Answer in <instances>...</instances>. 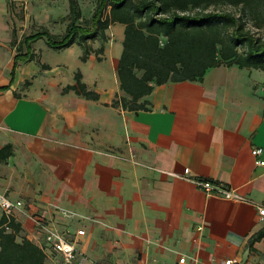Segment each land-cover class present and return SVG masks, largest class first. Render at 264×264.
Wrapping results in <instances>:
<instances>
[{
	"label": "crops",
	"instance_id": "crops-1",
	"mask_svg": "<svg viewBox=\"0 0 264 264\" xmlns=\"http://www.w3.org/2000/svg\"><path fill=\"white\" fill-rule=\"evenodd\" d=\"M10 14L0 0V149L12 147L0 190L24 204L22 235L47 246L32 218L47 223L74 242L78 264H264V240L248 247L264 226V72L212 68L201 82L155 86L148 110L126 111L110 106L124 96L122 25L82 62L77 44L53 49L42 38L26 49L22 37L36 31L17 38ZM77 71L96 101L62 93ZM195 179L241 199L208 196Z\"/></svg>",
	"mask_w": 264,
	"mask_h": 264
},
{
	"label": "trees",
	"instance_id": "trees-1",
	"mask_svg": "<svg viewBox=\"0 0 264 264\" xmlns=\"http://www.w3.org/2000/svg\"><path fill=\"white\" fill-rule=\"evenodd\" d=\"M67 4L63 33L51 34L40 27L23 36L21 43L26 49L30 41L42 38L53 49L77 44L84 62L91 53L102 54L111 25H122L116 73L124 96H115L110 104L113 108L146 111L149 102L145 97L155 86L201 82L209 69L220 66L264 72V36L259 33L264 27V0H97L89 18L82 17L79 0H67ZM223 6L235 11L221 10ZM95 40L102 44L93 50ZM69 91L87 100L98 99L82 82L79 71L74 84L62 93ZM11 155V145H5L0 149V162ZM260 240H264V226L249 239L248 247ZM47 248L22 235L15 218L0 215V264H49Z\"/></svg>",
	"mask_w": 264,
	"mask_h": 264
},
{
	"label": "rangeland",
	"instance_id": "rangeland-1",
	"mask_svg": "<svg viewBox=\"0 0 264 264\" xmlns=\"http://www.w3.org/2000/svg\"><path fill=\"white\" fill-rule=\"evenodd\" d=\"M10 22L16 32V37L20 34L27 35L39 30L40 27H49L51 33L61 34L66 27L68 5L65 0H9ZM97 0H79L81 14L83 18H89ZM225 11H235L232 7L223 6L220 8ZM219 9V10H220ZM66 14V15H65ZM40 24V27H39ZM23 30V32H21ZM264 36V27L259 32ZM108 40L115 37V33L109 28L106 30ZM102 43L100 42V45ZM56 264H66L62 259H58ZM51 264V263H49ZM70 264H78L70 263Z\"/></svg>",
	"mask_w": 264,
	"mask_h": 264
},
{
	"label": "built area",
	"instance_id": "built-area-1",
	"mask_svg": "<svg viewBox=\"0 0 264 264\" xmlns=\"http://www.w3.org/2000/svg\"><path fill=\"white\" fill-rule=\"evenodd\" d=\"M261 153L260 148H256L253 150V154L258 156ZM256 165L264 166V162L257 159ZM188 170H184V175L187 176ZM194 183L197 187L202 190L206 195L222 197L226 199H241L239 196L233 194L231 191L225 190L217 185H213L211 182L207 180L195 179ZM259 215L264 216V209H259ZM17 214H24V204L21 200H13L10 199L4 192L0 190V215H5L6 217H12L16 219ZM61 216L67 219H71L72 214L67 211H61ZM34 226L36 229L42 234L44 242L50 248V250L62 258L63 262L66 264H70L76 260L78 254L77 250L74 246V242L66 239L65 233H60L56 231L54 228L49 226L47 223L32 218ZM201 230V227L198 228ZM85 232L82 229H77L75 231V237L84 236ZM184 258H179L178 263L183 264ZM224 264H240V261L237 259H229L225 260Z\"/></svg>",
	"mask_w": 264,
	"mask_h": 264
}]
</instances>
